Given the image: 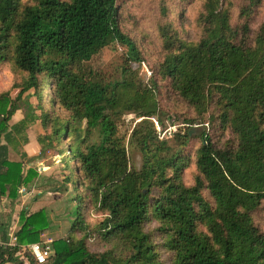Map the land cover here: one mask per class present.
Wrapping results in <instances>:
<instances>
[{
	"label": "trees",
	"instance_id": "trees-1",
	"mask_svg": "<svg viewBox=\"0 0 264 264\" xmlns=\"http://www.w3.org/2000/svg\"><path fill=\"white\" fill-rule=\"evenodd\" d=\"M220 3L205 2L197 42L162 28L156 73L220 137L230 133L222 146L191 128L158 138L150 120L159 111L155 83L141 88L130 68L143 58L122 31L118 0H0V65L19 91L14 100L11 92L0 95V195L16 200L37 176L32 169L24 176L22 163L10 159L16 136L27 144V131L39 125L41 154L77 138L64 160L76 218L67 238L52 243L47 264H264L255 221L264 206V22L252 39L249 8L241 14L246 24L233 27ZM112 44L125 49L122 77L100 81L86 66ZM21 104L28 111L16 120ZM126 113L144 118L128 142L121 134ZM194 137L200 146L191 157L185 149ZM133 151L142 155L140 170L132 169ZM191 162L194 182L187 185ZM20 219L16 246L9 224L0 225V264L15 263L51 224L44 210H24ZM89 240L102 250H90Z\"/></svg>",
	"mask_w": 264,
	"mask_h": 264
},
{
	"label": "rangeland",
	"instance_id": "rangeland-1",
	"mask_svg": "<svg viewBox=\"0 0 264 264\" xmlns=\"http://www.w3.org/2000/svg\"><path fill=\"white\" fill-rule=\"evenodd\" d=\"M206 1L118 0L122 31L137 43L143 58L141 63H131L130 68L137 73L138 84L141 88H151L155 83L159 111L156 116L150 117V120L155 126L160 140H170L179 131H185L187 128H191L192 135L206 131L218 146L224 145L232 138L230 133L220 137L218 129L212 128L208 120L201 118L194 108L172 89L170 80L161 79L156 73L164 56L161 39L162 28H167L166 26L170 25L183 42H197L202 33L201 15ZM220 5L228 10L233 27L246 24V20L241 17V14L243 10L249 8L248 23L252 30V39H254L264 22V0H221ZM124 64L125 49L118 44H112L103 49L86 67L94 70L100 81L117 80L122 77ZM13 85L12 71L7 65L1 64L0 95L11 92V98L14 100L19 91L12 90ZM4 99L6 98L0 97V105ZM31 102L34 106L37 104L34 97ZM6 103L9 106V102ZM27 111V107L21 104V111L17 114L16 120L21 119ZM143 119H138L133 113H126L123 116L124 125L121 134L126 137L127 142L136 124ZM191 120L194 122L189 123ZM86 128L87 125L84 121L82 123L83 132H81L83 137L86 136L84 132ZM40 133H42L41 127L36 124L27 131L29 140L27 144L21 143V137L16 136V140L20 144L18 151L11 148L10 159L22 163L24 176L30 169L35 170L37 176L29 185L19 187V196L16 200L13 201L7 196L0 195V225L8 223L10 237H14L23 224L20 219L21 212L25 210L28 216L44 210L51 224L50 228L40 234V241L54 242L67 238L76 218L74 216L75 204L72 201L74 193H71L72 188L66 182L67 171L64 160L71 158L69 148L71 144L76 143L77 138L72 137L70 140H64L59 149H50L41 154L36 140ZM96 139V136L92 135L88 143L94 142ZM199 146L200 138H192L185 149L186 155L192 157ZM130 159L132 169L140 170L143 164L142 155L138 151H133L130 152ZM194 173L195 167L191 162L190 168L184 174V182L187 185L194 182ZM92 219L97 220L100 217L95 215ZM255 221L264 233V206L255 213ZM11 244H14L13 238ZM87 245L92 251L102 250L100 245L90 240L87 241ZM26 250V252H19L16 255L15 263L7 264H28L29 260L35 264L28 246ZM78 256L80 255L76 254L73 259Z\"/></svg>",
	"mask_w": 264,
	"mask_h": 264
},
{
	"label": "built area",
	"instance_id": "built-area-1",
	"mask_svg": "<svg viewBox=\"0 0 264 264\" xmlns=\"http://www.w3.org/2000/svg\"><path fill=\"white\" fill-rule=\"evenodd\" d=\"M12 238L14 241V244H11L12 242ZM11 242L10 245L11 246H16V238L15 237H11ZM52 243L53 242H43L42 240L38 243H34L28 246V249L30 251V253L32 254L34 260L36 261V264H47L52 253H53V249H52ZM1 244V242H0Z\"/></svg>",
	"mask_w": 264,
	"mask_h": 264
}]
</instances>
